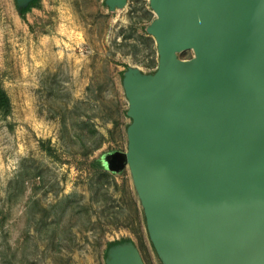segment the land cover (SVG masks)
Returning a JSON list of instances; mask_svg holds the SVG:
<instances>
[{"label":"rangeland","instance_id":"374dc122","mask_svg":"<svg viewBox=\"0 0 264 264\" xmlns=\"http://www.w3.org/2000/svg\"><path fill=\"white\" fill-rule=\"evenodd\" d=\"M158 22L153 0H0V264H111L126 249L172 264L132 164L107 160L131 153L129 83L158 77Z\"/></svg>","mask_w":264,"mask_h":264},{"label":"water","instance_id":"95a60500","mask_svg":"<svg viewBox=\"0 0 264 264\" xmlns=\"http://www.w3.org/2000/svg\"><path fill=\"white\" fill-rule=\"evenodd\" d=\"M158 77L131 79L130 154L172 264H264V0H153ZM194 56L178 60V51ZM111 264H142L133 249Z\"/></svg>","mask_w":264,"mask_h":264},{"label":"trees","instance_id":"16d2710c","mask_svg":"<svg viewBox=\"0 0 264 264\" xmlns=\"http://www.w3.org/2000/svg\"><path fill=\"white\" fill-rule=\"evenodd\" d=\"M34 6H37L35 2L32 3V5H30L29 8ZM27 10L28 9L21 11L20 14L22 18H24V15ZM11 112H12V106H11L10 98L0 82V115H2L3 117H7L11 114ZM40 148L43 151H45L47 155L54 156V150L49 145V142L40 141ZM103 173H105L106 175V170L105 172L103 171Z\"/></svg>","mask_w":264,"mask_h":264}]
</instances>
